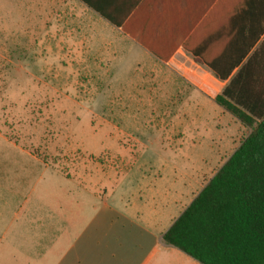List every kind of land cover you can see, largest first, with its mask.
<instances>
[{"label": "rangeland", "instance_id": "rangeland-1", "mask_svg": "<svg viewBox=\"0 0 264 264\" xmlns=\"http://www.w3.org/2000/svg\"><path fill=\"white\" fill-rule=\"evenodd\" d=\"M75 12L71 0H0V200L14 181L119 192L123 180L98 177L127 167L211 180L250 129L164 65L139 68L135 51L101 61L118 44L106 30L97 56L94 46L63 44ZM72 27V37L83 34Z\"/></svg>", "mask_w": 264, "mask_h": 264}, {"label": "crops", "instance_id": "crops-1", "mask_svg": "<svg viewBox=\"0 0 264 264\" xmlns=\"http://www.w3.org/2000/svg\"><path fill=\"white\" fill-rule=\"evenodd\" d=\"M71 2L79 18L65 22L63 44L94 46L97 56L95 47L104 45L106 30L118 44H111L115 49L109 57L100 53L101 61L113 62L121 47L128 48L138 53L139 68L142 62L162 64L213 102L227 82L197 64L183 49V39L198 32V44L228 45L235 37H259L255 48L264 43V0ZM74 23L72 30L83 32L77 38L70 32ZM125 29L141 36L147 48ZM158 52L172 54L165 61L156 56ZM185 175L175 167L100 172L98 178L123 180L119 192L101 182L90 189L84 181L70 180L5 184L0 200L2 264H199L163 240L210 181L199 185L197 178Z\"/></svg>", "mask_w": 264, "mask_h": 264}, {"label": "trees", "instance_id": "trees-1", "mask_svg": "<svg viewBox=\"0 0 264 264\" xmlns=\"http://www.w3.org/2000/svg\"><path fill=\"white\" fill-rule=\"evenodd\" d=\"M124 32L147 48L141 36ZM197 35L183 39V49L227 82L214 101L250 134L163 240L199 264H264V43L255 48L259 37H235L228 45H205ZM171 54L156 56L166 61Z\"/></svg>", "mask_w": 264, "mask_h": 264}]
</instances>
